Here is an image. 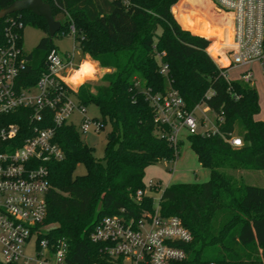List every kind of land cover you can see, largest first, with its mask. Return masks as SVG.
<instances>
[{
    "label": "trees",
    "instance_id": "16d2710c",
    "mask_svg": "<svg viewBox=\"0 0 264 264\" xmlns=\"http://www.w3.org/2000/svg\"><path fill=\"white\" fill-rule=\"evenodd\" d=\"M15 1L0 0V11ZM43 1L57 19L60 9ZM59 1L70 19L54 38L70 35L73 24L75 44L83 57L111 70L95 93L86 83L75 94L81 106L96 105L101 119L95 120L102 123L103 131L110 129L102 161L83 142L76 126L56 129L55 142L64 158L48 165L51 189L44 224L50 226L51 240L66 242L73 264H109L104 245L90 238L96 224L104 217L121 215L122 210L134 218L154 212L150 194L136 200L137 193L147 189L146 169L163 160L175 162L182 141L171 145L169 129L155 120L148 97L163 96L172 89L188 112L205 106L216 121L222 119L216 123L227 139L239 129L237 137L243 146L234 148L211 133L186 137L210 179L173 184L161 194L160 214L177 217L192 235L191 242L179 245L187 257L170 264H264V188L246 185L242 176L235 175L239 171L264 172V121L256 120L259 95L250 84L227 80L230 67L214 62L207 51L210 41L182 29L209 37L214 41L211 51L217 55L220 27L213 30L211 20L203 23L189 16L190 6L209 9L210 5L206 0H130L127 7L111 0ZM27 26L45 34L28 54L23 51ZM8 31L18 35L26 61L17 85L33 87L47 70L48 54L56 49L47 23L29 12L0 19V51L7 46ZM164 66L166 74L161 72ZM20 124L22 140L28 135L29 123ZM47 126L50 124L42 125ZM81 164L86 174L75 176ZM160 190L157 184L150 193Z\"/></svg>",
    "mask_w": 264,
    "mask_h": 264
},
{
    "label": "built area",
    "instance_id": "2783aa9c",
    "mask_svg": "<svg viewBox=\"0 0 264 264\" xmlns=\"http://www.w3.org/2000/svg\"><path fill=\"white\" fill-rule=\"evenodd\" d=\"M60 9L59 18L70 19L59 0H49ZM127 7L130 0H111ZM212 5L232 24L229 47L230 69L248 67L257 62L264 75V0H210ZM56 21H59L55 19ZM13 26L16 24L11 21ZM61 23V21H59ZM62 24V23H61ZM19 28L22 24L18 25ZM75 37V27L70 26ZM7 46L0 51V262L3 264H73L69 261L68 246L64 240L52 241L47 216L46 197L51 189L48 165L61 161L64 152L55 142L56 129L74 125V114L83 117L81 134L103 130L101 122L84 117L81 106L74 104L78 88L68 79L79 69L82 61L77 52L60 54L56 49L47 56V70L33 87H20L17 79L25 67V58L19 47V37L7 32ZM75 41V40H74ZM76 46V44H75ZM225 73L227 80L228 72ZM162 73L166 74L164 66ZM251 69L239 80L251 84ZM36 90V93H32ZM155 120L168 127V141L173 146L182 141V135H192L203 128V134L220 135L234 148L243 146L237 136L227 139L219 132L222 119L212 122L203 114L185 109L178 93L170 89L163 96H149ZM209 111V110H208ZM210 112V111H209ZM211 113V112H210ZM28 122V135L22 140L21 122ZM217 122V123H216ZM43 124H50L45 128ZM157 184L150 181L146 191H139L136 200L150 194ZM121 215L102 218L90 238L104 245L109 264H170L180 262L187 255L179 246L192 241L191 233L177 217H163L159 205L154 212L142 217ZM32 251L34 257L29 256Z\"/></svg>",
    "mask_w": 264,
    "mask_h": 264
},
{
    "label": "rangeland",
    "instance_id": "374dc122",
    "mask_svg": "<svg viewBox=\"0 0 264 264\" xmlns=\"http://www.w3.org/2000/svg\"><path fill=\"white\" fill-rule=\"evenodd\" d=\"M182 1V0H181ZM181 1L175 5L174 7L178 6ZM206 2L210 5V8L202 7L199 5H192L189 7V16L191 19H194L195 21L200 19L201 22L207 23L210 20L212 21L213 30L219 29L220 27V49L217 52V55H214L213 51H211L212 46L214 44V41L211 40L209 37L200 35L198 33H193L185 28H183L180 23L179 25L182 27V29L188 31L192 35L195 36H201L210 41V47L208 48V53L214 60V62L219 66H227L231 61V56L229 47L226 45L230 43L231 37H232V24H230V20L228 17L223 16L222 14L218 13V11L215 9V7L212 5L210 0H206ZM172 7V13L173 8ZM209 10V11H208ZM179 12V11H178ZM174 17L175 13H173ZM220 17H222L220 19ZM57 20L61 21V23H64V18H57ZM228 20V21H227ZM221 21V22H220ZM226 22H228L226 24ZM45 36V34L40 30L39 28L33 27V26H27L23 29V51L28 54L31 51H33L37 45L39 44L40 40ZM53 46L56 47V50L60 54H65L67 52H73L75 46L74 37L72 35L61 37L57 35L55 38H53ZM77 52V60L82 61L88 59L86 56L83 57L80 50L76 47L75 48ZM90 61H93L91 59H88ZM94 62V61H93ZM85 64V61H83L79 67V69L73 74L71 78L68 79V83L73 87L77 88L79 85L86 83H89L92 86H89L91 88V93H95V88L101 84V79L106 73H110L111 70L109 69H102L100 66V69L95 70L94 65L91 64V66L87 68H83ZM98 68V67H97ZM247 69H251L253 78L251 81V86H253L258 95H259V104H260V114L258 115V120L264 121V75L262 71V67L259 63L255 62L248 67H238L230 69L229 78L231 80H238L241 76V74L246 71ZM32 93H36V90H33ZM74 104L80 105L79 102L76 99H73ZM81 106V105H80ZM199 110L196 111L197 117H202L203 114L209 117V119L213 122L214 121V115L206 110L204 106H199ZM81 109L84 110V117L92 120V119H101V114L99 108L94 105L90 104L88 106H81ZM83 117L79 114H74L71 118V121H73L74 125L78 128L80 127L82 123ZM109 127H107L104 131H100L99 133H95L92 130L87 134L83 135L82 140L84 143L88 145V147L92 148L94 150V156L96 159L101 160L104 158V152L106 147V136L109 132ZM204 130L200 126L198 128V132L202 133ZM240 131L239 129L236 130L235 135H239ZM183 143L180 147L179 157L176 159L175 162H169V161H160L156 163L155 165L150 166L146 169L145 172V178L144 182L146 185L150 181L154 182L155 184H159L161 187V190L159 192H152L150 195L154 198L155 207L159 204V200L161 197L162 192L165 188H167V184L170 183H205L209 180V171L202 168L196 154L192 151L190 148V144L187 141L185 134L182 135ZM86 174L85 167L81 164L78 165L75 171V176H83ZM237 177H243V180L246 185L256 186L264 188V172H257V171H239L235 173ZM50 227V226H48ZM29 256L34 257V254L32 251H29ZM257 264V263H254Z\"/></svg>",
    "mask_w": 264,
    "mask_h": 264
},
{
    "label": "water",
    "instance_id": "95a60500",
    "mask_svg": "<svg viewBox=\"0 0 264 264\" xmlns=\"http://www.w3.org/2000/svg\"><path fill=\"white\" fill-rule=\"evenodd\" d=\"M22 12H29L43 18L47 23L50 38H54L61 30L62 24L55 20L51 6L43 0H17L0 11V19Z\"/></svg>",
    "mask_w": 264,
    "mask_h": 264
},
{
    "label": "crops",
    "instance_id": "0c3cea01",
    "mask_svg": "<svg viewBox=\"0 0 264 264\" xmlns=\"http://www.w3.org/2000/svg\"><path fill=\"white\" fill-rule=\"evenodd\" d=\"M86 58H88V59H90L88 56H86ZM88 59H86V60H84V58H83V60H82V62L83 61H85V64H84V66H83V68H89L90 66H91V64L92 65H94V67H95V70H97L98 71V69L99 70H101L100 69V67H99V64L98 63H96V62H93V61H90V60H88ZM98 67V68H97ZM222 67H224L223 65H222ZM230 74V71L228 72V75ZM239 80V79H238ZM80 86H78V88H79ZM202 107V106H201ZM205 107V106H204ZM206 108V107H205ZM206 110L208 111V109L206 108ZM258 118V116L256 117V120H258L257 119ZM262 121V120H261ZM182 141H183V139H182ZM183 143V142H182ZM201 165V164H200ZM202 167V166H201ZM209 179H210V172H209ZM209 181V180H208ZM175 184H186V183H175ZM170 185H173V183H170V184H167V186L166 187H169ZM160 186V185H159ZM161 188V187H160Z\"/></svg>",
    "mask_w": 264,
    "mask_h": 264
}]
</instances>
